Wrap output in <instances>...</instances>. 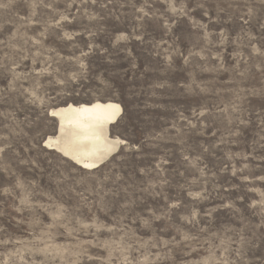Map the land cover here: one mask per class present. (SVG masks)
Returning a JSON list of instances; mask_svg holds the SVG:
<instances>
[{"label":"rangeland","instance_id":"1","mask_svg":"<svg viewBox=\"0 0 264 264\" xmlns=\"http://www.w3.org/2000/svg\"><path fill=\"white\" fill-rule=\"evenodd\" d=\"M96 102L87 171L44 142ZM0 264H264V0H0Z\"/></svg>","mask_w":264,"mask_h":264},{"label":"bare ground","instance_id":"2","mask_svg":"<svg viewBox=\"0 0 264 264\" xmlns=\"http://www.w3.org/2000/svg\"><path fill=\"white\" fill-rule=\"evenodd\" d=\"M49 115L57 121V132L45 140L44 147L83 170L96 168L123 144L108 136L109 126L121 115L116 103L69 105L50 111Z\"/></svg>","mask_w":264,"mask_h":264}]
</instances>
